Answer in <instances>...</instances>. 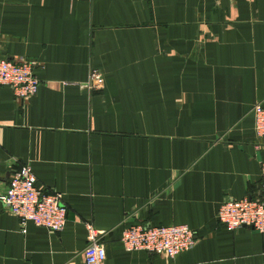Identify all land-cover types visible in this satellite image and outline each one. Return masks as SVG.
<instances>
[{
  "label": "crops",
  "instance_id": "0c3cea01",
  "mask_svg": "<svg viewBox=\"0 0 264 264\" xmlns=\"http://www.w3.org/2000/svg\"><path fill=\"white\" fill-rule=\"evenodd\" d=\"M0 55L40 79L24 102L0 85V194L30 163L67 206L63 230L24 233L0 202V264H85L86 222L105 264H264V232L217 217L262 197L264 0H0ZM138 223L186 224L195 246L127 251Z\"/></svg>",
  "mask_w": 264,
  "mask_h": 264
},
{
  "label": "built area",
  "instance_id": "2783aa9c",
  "mask_svg": "<svg viewBox=\"0 0 264 264\" xmlns=\"http://www.w3.org/2000/svg\"><path fill=\"white\" fill-rule=\"evenodd\" d=\"M36 62L28 59H8L0 55V85H9L15 97L24 102L35 95L40 86ZM88 85L102 88L104 77L98 69H92ZM255 131L264 137V107L253 106ZM261 198L250 196L236 199L229 197L221 203L217 217L228 230L252 227L264 232V161L261 166ZM0 202L20 219L22 232L29 221L54 231L64 229L67 222V206L59 191H43L37 186V177L30 163L21 164L9 180ZM88 243L84 249L85 264H105L106 249L100 237L103 230L86 222ZM122 243L127 251L146 250L151 253L174 257L195 246L196 234L186 224L149 225L138 223L123 230Z\"/></svg>",
  "mask_w": 264,
  "mask_h": 264
}]
</instances>
